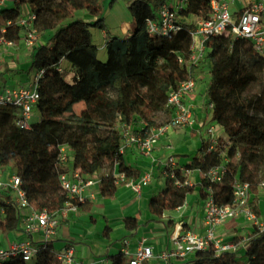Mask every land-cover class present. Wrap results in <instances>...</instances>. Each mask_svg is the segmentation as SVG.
<instances>
[{
	"label": "trees",
	"instance_id": "1",
	"mask_svg": "<svg viewBox=\"0 0 264 264\" xmlns=\"http://www.w3.org/2000/svg\"><path fill=\"white\" fill-rule=\"evenodd\" d=\"M115 0H113L114 2ZM177 0H130L128 11L136 29L125 39L112 38L105 44L106 61L99 58V48L92 41L91 29H105L102 0H15L0 12V35L9 21H15L25 6L36 16L35 27L41 41L32 47L28 73L42 72L39 80V119L29 129L17 126L13 109L0 106V165L16 170L30 203L35 209L55 212L66 202L59 184L61 170L57 159L61 146L72 150L73 169L82 175L100 177L101 196L111 198L118 186L126 185L139 172L128 166L120 154L123 136L117 124L132 125L137 132L146 122L145 131L166 124L172 109L166 107L168 94L178 90L189 79L179 58L190 56V30L201 20L210 18L212 0H187L180 11L181 29L171 37L149 34L147 22L156 10ZM88 19H87V18ZM18 28L12 26L4 34L18 41ZM206 55L211 80L207 89L208 103H213L212 121L219 125L229 142L245 150L234 168L224 164L220 149L198 150L187 170L201 174L199 197L207 199V189H213L214 200L221 205L233 203V182H248L257 196L264 177V153L248 151L264 149V58L257 55L251 44L231 35L212 36L206 40ZM201 63V64H202ZM193 69V72H196ZM155 77L159 109L166 115L162 123L155 119L156 108L138 90ZM79 104L89 117L76 112ZM232 152L230 156L232 157ZM108 163V164H107ZM126 179L117 183L114 168ZM226 173L222 183L210 184L206 174L221 165ZM183 179L179 171L175 173ZM164 187L150 198L148 208L156 219L176 211L195 190V185L177 187L173 179L160 172ZM6 217L0 230L16 231L20 224V209L14 203H3ZM90 204L79 205L80 210ZM258 216L264 208L255 207ZM125 227L135 232L137 217L127 218ZM106 227L103 235L109 237ZM66 246H73L68 243ZM37 254L30 261L13 256L1 264H61L54 240L37 245ZM240 255V256H239ZM111 264H125L123 252L109 256ZM186 264H264V232H252L245 249L226 252L216 258L213 250L200 251Z\"/></svg>",
	"mask_w": 264,
	"mask_h": 264
},
{
	"label": "built area",
	"instance_id": "2",
	"mask_svg": "<svg viewBox=\"0 0 264 264\" xmlns=\"http://www.w3.org/2000/svg\"><path fill=\"white\" fill-rule=\"evenodd\" d=\"M15 0H0V12L12 6ZM187 0H177L164 4L156 10L153 19L147 22L149 34L160 37H171L181 29L183 22L180 11L185 7ZM240 3L238 15L232 12L231 4ZM212 12L208 20L198 21L194 29L190 30L192 46L187 60L179 58V64L185 65L190 75L183 81L178 90L168 94L166 107L172 109L170 120L157 128L145 131L146 122L141 123V128L134 131L132 125L119 124L123 136V144L120 154L124 155L127 148H137L143 155L151 156L154 148L160 140L169 132L180 128H194L197 124L193 119V108L186 103V98L195 93L200 82H206L209 87L211 74L208 70L207 79L204 76L196 77L193 69H198L204 61L207 49L206 40L212 36L231 35L248 41L253 51L264 58V0H212ZM36 16L25 6L15 21H9L7 27H16L19 30L18 41L5 38L4 34L9 28H4L0 35V79L3 69L2 63L7 54L19 44L26 47H34L38 44L41 33L35 27ZM264 75V69H263ZM42 72H34L32 81L27 86L5 87L0 90V106L13 109L15 122L22 129H29L34 119V112L40 100L39 80ZM207 108L213 111L214 104L207 102ZM220 126L212 123L206 129L209 141L207 151L219 149ZM223 154V152H222ZM72 150L69 146H61L57 159V167L61 170L59 184L65 194L66 202L63 207L55 212L47 209H35L26 191L22 188V180L16 170L0 165V222L6 217L4 202L14 203L20 209V226L27 239L11 245L9 249H0V264L20 255L25 261H30L37 254V246L30 238L41 236L40 244H47L58 236V229L62 221L69 219L71 215L80 211L79 205L96 199L99 192L100 177L82 175L79 170L69 167L72 164ZM165 176L173 179L177 187L193 186L190 180L195 171L187 170L180 166L175 156H169L160 166ZM179 171L183 179L175 175ZM226 173L224 164L209 171L205 176L210 184L222 183ZM114 177L117 183L125 181L124 174H118L117 164L114 168ZM153 172L144 173L138 180L130 181V186L135 195L141 194L143 189L151 184ZM259 189H264V180L260 182ZM208 197L203 202L204 233L201 234L187 224L183 219L178 220L170 238V246L156 254L154 246L148 243L147 238H142L137 248L132 252L129 242L125 241L121 252L126 256L125 264H172L175 261H188L200 251L213 250L216 258H220L226 252L236 253L242 249L241 242L225 241L218 231L221 227L232 221H244L252 230L264 232V216H258L255 212V193L248 182L235 179L233 182V203L229 205L218 204L214 200L213 189H207ZM187 203L176 211L181 218L186 210ZM39 244V245H40ZM57 258L61 264H81L77 260L74 246H65L58 251Z\"/></svg>",
	"mask_w": 264,
	"mask_h": 264
},
{
	"label": "crops",
	"instance_id": "3",
	"mask_svg": "<svg viewBox=\"0 0 264 264\" xmlns=\"http://www.w3.org/2000/svg\"><path fill=\"white\" fill-rule=\"evenodd\" d=\"M102 1L105 8L108 0ZM129 2L130 0L128 4ZM241 6L240 3H232V12L238 15ZM135 29L136 25L131 17L121 23L123 36L117 34L108 36L106 30H103L104 38L107 41L112 38L125 39L134 33ZM4 64L5 67L9 65L10 73L5 69ZM2 65L0 90L5 87L27 86L32 81L34 72L29 73L31 79L28 76L16 74L17 69L12 67L11 55L6 56ZM206 82H200L195 93L186 98V103L193 108V119L197 124L194 128H180L169 132L160 140L149 157L143 155L137 148L125 150V163L140 174L131 181H136L144 173L152 171L151 184L145 187L139 195H135L128 185L118 186L115 195L111 198H105L101 196L100 191L97 192L96 199L88 202L90 205L87 208L81 209L77 214L71 215L68 220L61 222L58 236L54 240L56 250L60 251L68 243H73L79 263L111 264L109 256L120 253L125 241L129 242V249L132 252L142 238L148 239V243L154 246L156 254L168 248L171 234L180 219H183L197 232L204 233L202 209L204 200L198 194L201 181L199 171H195L190 178L192 184L195 185V190L185 201L187 206L182 218L179 212L173 211L165 213L161 219H156L150 214L148 203L150 198L157 195L164 187V180L160 177L161 164L169 156H175L179 165L185 166L209 141L204 127L209 122L212 124L213 121L212 112L206 106L208 102ZM34 119L38 120L39 116H34ZM219 133H223L226 137L221 127ZM131 217H137L139 220V227L135 232H130L125 227V220ZM236 226L235 221L229 222L219 229L218 234L223 236ZM106 227L110 229L108 238L103 235ZM25 239L27 238L20 225L13 232L5 233L0 230V249H9L12 244ZM30 240L37 246L41 243V236L35 235ZM172 264H186V261H175Z\"/></svg>",
	"mask_w": 264,
	"mask_h": 264
},
{
	"label": "rangeland",
	"instance_id": "4",
	"mask_svg": "<svg viewBox=\"0 0 264 264\" xmlns=\"http://www.w3.org/2000/svg\"><path fill=\"white\" fill-rule=\"evenodd\" d=\"M128 1L129 0H117L116 2L113 0H108L105 8L103 10L104 13V21L103 24L105 26L106 33L108 36L117 34L121 35L122 30H121V23L124 20H128L131 18V15L128 11ZM197 22H193L192 24H196ZM110 32V33H109ZM92 33V41L98 45L97 47L99 48V58L102 61H106V51L104 50L105 44L107 43V39L104 38V33L102 29H91ZM42 37L40 36L39 42L41 41ZM31 52H32V47H26L23 44H19L15 49L11 50L8 54L11 55L12 57V67L16 68V74H21L28 76L29 79H31V75L27 72L29 66L28 64L30 63L31 59ZM7 54V55H8ZM3 66V65H2ZM5 67V64H4ZM208 64L202 63L200 67L197 69L195 76L200 77L204 76V80L207 79V72H208ZM5 69L10 73V67L7 65ZM137 90L150 102H152L153 107L156 108V113H155V119L157 124H160L165 120V113L159 109L161 105H158V100H157V90H156V78L153 77L151 78L146 85H137ZM76 112L78 114H81L87 124H90L89 122V117L85 113V107L83 104H79V106L76 108ZM35 116H39L38 111L34 112ZM207 120V119H206ZM36 119H33V122H35ZM211 125V122L207 123L205 125V132L206 129ZM119 127V124L116 125ZM141 126V125H140ZM219 149L223 152L224 156V164H229L230 168H234L241 156V153L245 150L244 147L238 146V145H233L229 142L227 137L224 136V134L219 133ZM248 151H255L259 153H264V149H249ZM232 152V157L230 156V153ZM108 164V163H107ZM70 168H73V165L70 163L69 164ZM13 169V168H12ZM15 170V169H13ZM262 180H264V177H262ZM254 206L258 209H262L261 207L264 208V189H261L258 191L257 196L255 197L254 201ZM203 209V208H202ZM237 226L229 230L225 235L221 236L225 241H232L234 240L235 242H241L242 243V248L245 249L247 247V244L251 238L252 235V228L249 224L245 223L244 221H236ZM161 226V225H160ZM240 256V255H239Z\"/></svg>",
	"mask_w": 264,
	"mask_h": 264
},
{
	"label": "bare ground",
	"instance_id": "5",
	"mask_svg": "<svg viewBox=\"0 0 264 264\" xmlns=\"http://www.w3.org/2000/svg\"><path fill=\"white\" fill-rule=\"evenodd\" d=\"M127 26V25H126Z\"/></svg>",
	"mask_w": 264,
	"mask_h": 264
}]
</instances>
